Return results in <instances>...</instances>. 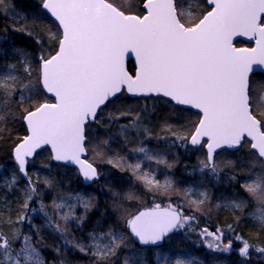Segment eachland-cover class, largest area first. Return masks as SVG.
Listing matches in <instances>:
<instances>
[{
  "label": "snow or ice",
  "instance_id": "1",
  "mask_svg": "<svg viewBox=\"0 0 264 264\" xmlns=\"http://www.w3.org/2000/svg\"><path fill=\"white\" fill-rule=\"evenodd\" d=\"M182 2L142 0V6H136L137 12L128 14L127 9L114 6V0H40V8L52 18L54 32L40 17H35L31 25L20 24L15 16L9 17L13 19L11 30L33 38L42 51L33 61L32 53L25 47L13 48L12 57L16 62H6L7 71L0 73V136L11 131L8 124L17 118L22 120L28 132L18 137L19 142L11 152L16 170L27 180V185L21 189L25 199L16 220H4L0 212V264H47L33 247L30 236H23L21 241L20 229H12L7 235L2 230L5 224L30 223L29 212H39L45 218L46 226L61 234L64 244L81 253H90L95 264H113L121 247H131L128 243L131 238L142 246L157 245L174 230H182L196 219L195 215L183 214L184 204L169 203L163 208L155 204L151 209L126 217L127 209L114 203L115 210L121 213L119 218L124 220L129 230L128 234L116 233L109 227L104 233H88L89 243L85 244L74 236L67 238L71 231L69 224L75 222L78 227L82 226L88 213L96 207V197L72 192L57 193L52 204L46 205L43 193L36 187L37 182L28 176L26 166L29 159L42 146H50L51 160L77 166V174L85 181L97 179L101 175L97 168L81 158L88 151L96 153L99 147L92 143L96 137H90L89 126L101 123L99 116L103 108L124 93L162 98L166 103L198 110V121L191 125L194 131L180 135L165 120L162 130L170 132L171 136L155 138L166 142L171 140L169 147L179 146L187 150L191 145L205 148L206 159L199 160L201 173L207 171L218 177L222 168L215 159L217 151L225 148L235 150L247 145L254 154L253 168L259 164L260 171L249 169L248 179L240 187L261 206L257 209L258 215H251L258 221V232H264V211L261 210L264 208V113H258L253 105L255 86L250 75L254 71L253 65L264 67V0H206L207 8L201 9V16L195 12L185 15ZM192 3L200 7L199 0H192ZM0 7L3 8L0 15H7L8 11L15 9V3L9 7L6 0H0ZM21 19L26 21L27 13ZM182 21H190L191 26ZM38 27L49 33L47 46L37 35ZM8 29L9 26L5 25V33ZM249 34L254 35L256 47H233L234 36ZM126 54L135 56L134 75L125 70ZM2 56L6 53L0 51ZM34 62L36 67H33ZM21 66L23 71L17 75ZM25 74L29 77L27 82ZM258 83L264 85V82ZM37 88L45 95L44 102L34 98V94L39 95ZM49 95L55 102H48ZM119 116H131V108L120 111ZM108 119L111 123L118 117L109 113ZM128 129H135L137 137L143 132L146 138H152V130L144 125L141 113H136L129 124L121 126V135ZM127 141L125 136V143ZM103 144L107 145L108 140ZM132 151L144 153L145 159L155 160L168 168L175 167L162 155L150 154L145 147ZM101 162L132 172L149 190L153 186L160 187L158 182L148 178L149 173H141L139 162L128 163L125 157L118 155L110 156L106 161L101 159ZM220 163L225 167L234 165L233 161ZM17 171L0 181V188L11 191L18 187ZM229 179L236 181L237 178L233 175ZM53 183L50 178L44 180L46 187ZM172 187L173 182L168 180V190ZM191 190L185 189V195ZM200 196L199 201H189L187 206L195 204L199 211L209 199L207 191L201 192ZM123 198L137 199L132 192L124 194ZM37 199V207L30 208V203ZM246 205L245 200L234 199L217 207L242 212ZM49 207L58 216L61 210L67 209L62 214L63 226L53 224V217L47 212ZM77 208L83 211L77 214ZM239 219L237 217V221ZM33 227L40 230L39 226ZM227 229L233 233L227 244L221 243L225 230L219 227L215 232L205 227L199 235L205 238V246L212 251L230 253L232 244L236 242L241 245L238 255L245 260L249 258L250 250L264 255V247L250 243L235 232L233 225H228ZM101 239L107 243L101 244ZM17 242L21 247L13 248ZM156 256L159 257V253ZM61 264L66 262L61 261ZM123 264H130L128 255H125ZM175 264L192 262L177 258Z\"/></svg>",
  "mask_w": 264,
  "mask_h": 264
},
{
  "label": "trees",
  "instance_id": "2",
  "mask_svg": "<svg viewBox=\"0 0 264 264\" xmlns=\"http://www.w3.org/2000/svg\"><path fill=\"white\" fill-rule=\"evenodd\" d=\"M108 1L113 2V0ZM13 2L15 3V9L8 11L7 15H0V38H3L0 39V51L6 53V56L0 57L1 71L5 69L4 65L6 62H16V58L12 57L13 48L25 47L32 53L33 61H35L39 52L42 51L33 38L11 30L13 19L9 17L15 16V19L20 20V24L27 23L29 25L32 24L35 17H40L53 32L55 31L52 19L39 6L40 0H6L9 7ZM202 2H204V0H201V3ZM114 4L121 9H127L128 13H136V6H141L142 0H114ZM189 10L193 12V7ZM0 11H3L2 7H0ZM16 13H19V15H15ZM24 13H27L26 21L21 19ZM5 25L9 26L7 33L4 31ZM36 32L37 35L44 39L45 46H47L49 44V33L46 30H41L39 27L36 29ZM235 44L240 45L247 43L238 39L235 41ZM52 47L55 48V45L53 44ZM36 66L34 62L33 67ZM127 68L130 72H133L134 66L131 61L127 62ZM17 71L20 75L23 71L22 66ZM260 76H264V74H253L251 75V79L255 77L258 79V82H264L260 79ZM28 79L29 77L25 74V82H27ZM257 86L258 92L263 93L264 85L257 83ZM36 91L39 92V95L37 96L34 94V98L38 99L40 102H44L46 97L42 90L37 88ZM152 99L156 101L163 100L162 98L156 97H130L124 93L121 97L109 103L107 107L103 108L104 111L114 112L115 116L118 117L114 126L110 123L99 127H97L95 123L90 124V137H96V140L92 143L99 145L96 149V153L99 155L92 151L87 152V158L95 161L101 172V175L96 180L91 183H82L81 177L77 174V170L74 167L52 162L47 148L38 151L27 164L26 171L28 176L32 181L37 182L36 187L38 191L43 193V202L46 205L52 204L53 196L57 193L72 192L96 197V207L88 213L82 226L78 227L75 222L69 224L71 231L67 238L72 239L74 236L77 240L85 244H88V233L94 230H102L103 228L101 227L107 226L108 224L112 227L116 226V230L120 231V233L128 234L124 220L119 218L121 213L115 210L113 206L114 203L119 204L122 209H127V212L124 213L127 217L132 212L138 210L141 204L146 205L153 203L154 205L157 198L168 196L172 204L185 205L182 209L184 215L187 212L195 215V220L191 221L184 229L176 230L168 235L163 243L158 246H139L135 244L132 239H129L128 243L131 247H121L114 258L113 264H123L125 255L129 256L130 264H134L131 262L133 257H139V261L143 263L144 260H142V257L144 259H152V255L151 257H147L148 252L151 253L153 249L159 247L169 249L171 245L174 246V248L195 255L197 260H200L202 264H215L216 254L223 258L222 264H233L231 261H228V259L232 261L238 260L240 264H245L246 262L236 256L234 252L221 255L219 252L214 253V251L209 250L205 246V238L200 236L199 233L205 227H216L217 225L222 226V228L227 231V225H231L232 223L235 231L244 238H248L251 243L256 242L260 245H264V232H258V228H255L257 225L244 226L245 216L243 212L240 210L230 211L221 206L217 207L218 203L226 197L243 200L247 198L246 195L249 193H247L245 189L243 190L240 185L245 182L243 177L248 174L247 169H252V167H248L244 161L254 160V154L251 153L249 149H247L248 151L246 153H244V151L239 153V149L242 147L235 150L222 149L217 151L215 159L219 160L218 164L223 168L220 174L222 181L219 186L213 184L211 178L208 177L206 173L190 174L189 171H193L196 167L195 163L199 162V160L206 159L203 147L198 146V148H193L188 146L187 150L169 147L171 140L166 142L155 138L157 136H169L171 134L168 131L162 130V125L159 124L155 128H153V125L149 126L152 130V138H146L143 132L137 137L135 129H128L124 135H121V126L129 124L132 117H134L136 113H139L138 105L143 104V102L147 103ZM47 100L49 101L51 98L47 97ZM28 103L30 104L32 101H28ZM169 103L176 109V111L174 110V112L177 113L175 115L176 118L167 117V114H169L167 111H165L163 118L167 120V123L174 126V131L180 130L187 132V130H189L188 132L190 133V130L193 128L191 125L194 120L196 122L198 113L189 108H181L171 102ZM25 106H27V104ZM127 108H131V116L120 117L119 112L125 111ZM117 109H119V111H117ZM17 111L19 112L20 110L17 109ZM140 112H144V110L141 108ZM165 120H163L164 123ZM8 128H10L11 131H5L3 136H0V181L9 177L13 171H17L12 165L10 150L11 147L19 141L18 137H22L26 133L25 126L19 118L11 121L8 124ZM125 136L128 137L127 143H125ZM104 140H108L107 145L103 144ZM141 144H145L148 149H151L149 152L150 154L156 156L162 155L168 163L175 164V167L168 168L165 165L158 164L155 160L153 161V164H156L157 167L162 170L168 171L169 176L171 175V177H173V187L171 190L167 188L168 180L164 183L162 181H156L159 183L160 187L153 186L151 190H149V188L145 187L143 182L136 179L132 172L128 170L121 171L118 167L101 162V159L106 161L110 156L118 155L125 157L127 162L131 163V159L134 155L132 149L138 148ZM181 158H184V160H181ZM221 161H233L234 165L232 167H225L224 164L220 163ZM44 165L49 166L45 167ZM142 169L144 170L143 165L141 166V170ZM37 174L39 175V180L37 179ZM233 175L236 176V181L229 179V177ZM17 176L19 177L18 187L13 188L11 191L6 188H0V212L3 213L4 220L11 218L15 221L20 214L18 209L25 199L21 193V189L27 185V180L21 177L18 171ZM46 178H50L54 181L51 187L45 186L44 180ZM192 182H199L205 189L204 191H207L209 197L208 202L200 208L199 211H197L195 204H192L191 207L187 206L189 201H199L201 199H191L189 194L185 195V187ZM16 192L17 194H15ZM128 192L134 193L137 199H124V194ZM117 196H119V199H117ZM38 202V199L32 201L30 203V208L37 207ZM76 211L77 214H80L83 209L81 208L80 210L77 208ZM47 212L53 217V224H60L63 226L62 218H60L51 207L47 208ZM29 216L31 222L29 223L26 221L23 223V225L28 228V231H25L30 234L31 239L34 240V245L39 249L41 257L47 264H61V261H65L66 264H95V259L90 253H81L75 248L64 244L61 234L53 228L46 226V220L43 216L38 218L36 214H32L31 212H29ZM237 217L240 218L239 221H237ZM17 224L18 223H14L11 226L7 224L3 225L2 230L5 235L14 227H17ZM33 225L39 226L40 230L37 231ZM190 229H194V231H190ZM226 237L229 238L228 236ZM207 239H211V237ZM238 246L239 244L236 242L233 243V247ZM57 248L59 252H57ZM150 261L153 262L152 260ZM258 264H264V261H260Z\"/></svg>",
  "mask_w": 264,
  "mask_h": 264
},
{
  "label": "rangeland",
  "instance_id": "3",
  "mask_svg": "<svg viewBox=\"0 0 264 264\" xmlns=\"http://www.w3.org/2000/svg\"><path fill=\"white\" fill-rule=\"evenodd\" d=\"M199 3H200V7L197 8L196 5H195V3H192V0H183L181 6L184 9L185 15H188L189 13H191L190 10L188 12V8H192V7H193V12H195V14L197 16L199 14H201V9L207 8V5L204 2L201 3V0H199ZM192 4H194V5H192ZM129 13H131V12H129ZM182 22H185L188 26L191 25V22L190 21H182ZM251 45H252V43H247V44H240V45H236V46H247V47H249ZM6 71H7L6 68L4 70H2V71L0 69V73H4ZM16 74L19 75V72L17 71ZM260 77H261L260 79L264 81V76H260ZM252 81H253V84L255 86V91L253 93V105L256 108V111L258 113H264V92L263 93H259L258 92V89H257L258 88V86H257L258 79L257 78H255V77L252 78ZM17 96H19V93H17ZM138 106H139L138 111H139V113H141V116L143 117L144 125L147 126V127L153 125V128H155V127H157L158 124L159 125H163L164 124V121L163 120H165V118H163V116L165 114V111H167L169 113V114H167V117H170V118H174L175 115L177 114V113L174 112V110L176 111V109L174 108V106L173 105H170L169 102L166 103L164 100L156 101V100H153L152 99V100H149V102H147V103L146 102L145 103L143 102V104L138 105ZM141 108H142V110H144V112H140ZM145 108L147 109L146 111H145ZM109 113H112L113 116H115V113L114 112L104 111V110L101 111L100 112V116H99V119H101V123H99V124H96L95 123V125L97 127H99L101 125H108L110 123L109 122V119H108V114ZM116 121H117V119L114 120L113 122H111L110 124H112V126H114V124H115ZM196 121H198V118H197ZM194 122H195V120H194ZM193 129L194 128H192V130H190V131L192 132ZM175 131L178 132V134H180V135H187V134H189V132H188L189 130H187V132L180 131V130H175ZM170 136H171V134L169 135V137ZM189 146L190 147H193V148H196V147L191 146V145H189ZM139 147H145L148 152L151 151V149H148V147L145 144H141V146H139ZM175 148L182 149V150L184 149V148H181L179 146H175ZM197 148H198V146H197ZM247 149H248L247 146H243L242 148L239 149V153H241V151H244V153H246L248 151ZM133 154L134 155H133V158L131 159V163L134 164V163L139 162L141 164V166L143 165L144 166V170L142 169L141 170V173H143V172L149 173V177H148L149 179H153L154 181H162L163 183L166 182L167 180L173 181V177H171V175L169 176V172L168 171H165L164 169L162 170L161 168L157 167L156 164H153V161L154 160H147V159H145L144 153L133 152ZM10 156H11V150H10ZM205 158H206V155H205ZM87 160L91 161L93 163V165L98 170V166H97V163L95 161L90 160L89 158H87ZM216 161H217V163L219 162V160H217V159H216ZM11 162H12V165L16 168V166L13 163L12 156H11ZM29 162H30V160H29ZM244 162L247 164L248 167H252V171L253 172L260 171L259 164H257L253 168V160H245ZM195 165H196L195 169L193 171L192 170L189 171L190 174H194L195 175V174H203V173H206L208 175V177L211 178L213 184H215L216 186H219L221 184V181H222L221 175H220L221 174V171L219 172L218 177H215V176L211 175L210 173H208L207 171L201 173L199 171V167H200L199 166V162L195 163ZM247 171L249 172L248 169H247ZM100 174H101V172H100ZM10 176H11V174H10ZM247 179H248V174L245 177H243V180L246 181ZM81 182L85 184L86 181H82L81 180ZM185 188L186 189H188V188H191L192 189L190 192H188L189 197L191 199H200L201 198L200 193L205 190L200 185L199 182H192L191 184H188ZM15 194H17V192ZM246 196H247V198L245 200L247 202V205H246V207L244 208V210L242 212L244 213V216H245L246 220L248 219L249 222L256 223L257 224V228H258L259 227L258 221L255 220L253 218V215H251V214H257L258 215L257 209H258V207H261V206L257 204V202L250 196V194H248ZM169 198L170 197H168V196L157 198V200H155L156 201L155 203H158L160 205H167V204L171 203L169 201ZM230 200H234V199H231L229 197H226L224 200L220 201L218 204L223 205L226 201H230ZM151 205H153V203L152 204H146V205L141 204L139 207L141 208L143 206H151ZM1 206H3V205H1ZM221 207L224 208V209L230 210V211L233 210L231 208H226V207H223V206H221ZM79 209L81 210V208H79ZM261 210L264 211V208H261ZM64 211H67V209L61 210V214L59 215L60 218H62V214H63ZM136 211H134V212H136ZM134 212H132L131 214H133ZM76 213H77V211H76ZM183 213H184V211H183ZM36 216L38 218H41L42 215L39 212H37L36 213ZM185 216H192V214H190V212H187V213H185ZM17 225L18 226L17 227H14V228L20 229V231H21V241L23 240V236H25V235L30 236V234L25 231V230L28 231V228L26 226H24L23 224H20V223H18ZM231 225H232V223H231ZM109 227H111L116 233H120V231L116 230V226H113L112 227L110 224H108L107 226L105 225V226L101 227V228H103L102 230L101 229L94 230L93 232H95L97 234L104 233V232H106L109 229ZM217 227L222 228V226H220V225L218 226L217 225L216 227L210 226L207 229L209 231H211V232H215V230H216ZM235 232L238 233L237 231H235ZM226 236H228L229 238H227ZM232 238H233V233L231 231H228L227 230V231H225L222 234L221 243L227 244L228 241L230 239H232ZM245 239H248V238H245ZM33 241L34 240L31 239V243H32L33 247H35L37 249V251L39 252V249L34 245ZM88 243H89V238H88ZM100 243L101 244H105V243H107V241L101 239ZM237 244H239V243H237ZM252 244H255L257 247H264V245H260V244H258L256 242H253ZM168 245H170V244H168ZM240 246L241 245L239 244L238 247H233V244H232V250L230 252H234L236 256H238L240 259H243V258H241L238 255V252H237V250H238V248ZM20 247H21V243H19V242L13 244V248H17L18 249ZM169 247H171V248L165 249V248H160L159 247V248L153 249L151 253L148 252V256L147 257H151V255H152V259H144V260H146V264H175V260L177 258L186 259L188 261H191L192 264H202V262L200 260H197V257L195 255H192L190 252H187V251H184V250L182 251L180 249L174 248V246H172V245L169 246ZM156 253H159V257L156 256ZM214 253H216V251H214ZM219 253H221V255L228 254V253H222V252H219ZM138 258L139 257H133L131 259L132 260L131 262L134 263V264H144V262L141 263V261H139ZM222 259H223L222 257H219L216 254L215 255V261H214V263L215 264H222L221 263L223 261ZM150 260H152L153 262H151ZM243 260L246 262L245 264H258V262L264 261V255L258 254L254 250H250V252H249V258L247 260H245V259H243ZM228 261H231L233 264H240L238 262V260L232 261V260L228 259Z\"/></svg>",
  "mask_w": 264,
  "mask_h": 264
},
{
  "label": "water",
  "instance_id": "4",
  "mask_svg": "<svg viewBox=\"0 0 264 264\" xmlns=\"http://www.w3.org/2000/svg\"><path fill=\"white\" fill-rule=\"evenodd\" d=\"M206 1V0H205ZM207 4V3H206ZM141 6H142V4H141ZM210 10V9H209ZM45 12V11H44ZM46 13V12H45ZM47 14V13H46ZM128 14H133V13H128ZM48 15V14H47ZM49 17H50V15H48ZM51 18V17H50ZM202 18V17H201ZM52 19V18H51ZM236 39H241V40H243V41H246V42H251L252 43V45L251 46H249V47H247V46H239V47H237V46H235L234 45V41L236 40ZM232 40H233V47H235V48H254V47H256L257 45H256V39L254 38V35L253 34H249V35H237V36H234L233 38H232ZM128 61H131L132 62V64H133V66H134V69H133V72H130L129 70H128V68H127V62ZM124 66H125V70L126 71H128L129 72V74L130 75H134V73H135V71H136V60H135V56H134V54H126V56H125V61H124ZM253 69H254V71L251 73V74H254V73H264V67H261L260 65H253ZM250 74V75H251ZM127 94V93H126ZM128 96H130V97H137V96H132V95H130V94H127ZM50 97H52L51 95H49ZM53 98V101L52 102H55L54 101V97H52ZM174 104V103H173ZM176 105V104H175ZM181 107H189V108H191L190 106H181ZM193 111H196V112H198V110H196V109H194V108H191ZM24 124V123H23ZM24 126H25V124H24ZM25 130H26V134L25 135H27L28 134V132H27V129H26V126H25ZM193 131H194V129H193ZM19 142V141H18ZM17 142V143H18ZM205 143H206V141H205ZM14 147V146H13ZM44 147H47L48 149H49V152L51 153V147L50 146H42V148H44ZM41 148V149H42ZM13 149V148H12ZM225 149H227V148H225ZM40 150V149H39ZM204 150H205V153H206V149L204 148ZM229 150V149H228ZM38 151V150H37ZM11 152H12V150H11ZM85 157H86V153H84L83 155H82V159H85ZM53 161V160H52ZM54 162H56V161H54ZM89 162V161H88ZM59 163H62V164H66V165H69V166H73V167H75L76 169H77V166H74V165H71V164H68V163H66V162H59ZM94 166V165H93ZM95 167V166H94ZM82 178V177H81ZM83 179V178H82ZM85 181V180H84ZM161 206V208H163L165 205H160ZM151 208H153V206H145V207H142V208H139L136 212H134L133 214H137L139 211H142V210H146V209H151ZM127 231H129L128 229H127ZM176 230H174L173 232H175ZM172 232V233H173ZM170 235V234H169ZM132 239V241L135 243V244H137V245H139V246H142V245H140L139 244V242L136 240V239H134V238H131ZM164 241V240H163ZM163 243V242H162ZM162 243H158L157 245H147V246H158V245H160V244H162Z\"/></svg>",
  "mask_w": 264,
  "mask_h": 264
},
{
  "label": "flooded vegetation",
  "instance_id": "5",
  "mask_svg": "<svg viewBox=\"0 0 264 264\" xmlns=\"http://www.w3.org/2000/svg\"><path fill=\"white\" fill-rule=\"evenodd\" d=\"M189 9L190 8H188V12H189ZM198 16H201V14H199ZM98 172L100 173L99 169H98ZM243 225L244 226H256L257 224L256 223H253V222H249V220L248 219L246 220V218H245ZM255 228H257V227H255Z\"/></svg>",
  "mask_w": 264,
  "mask_h": 264
},
{
  "label": "bare ground",
  "instance_id": "6",
  "mask_svg": "<svg viewBox=\"0 0 264 264\" xmlns=\"http://www.w3.org/2000/svg\"><path fill=\"white\" fill-rule=\"evenodd\" d=\"M16 143H17V142H16ZM16 143H15V144H16ZM15 144H14V145H15ZM14 145H13V146H14ZM13 146L11 147V150H12ZM181 160H184V158H181ZM181 160H180V161H181Z\"/></svg>",
  "mask_w": 264,
  "mask_h": 264
}]
</instances>
